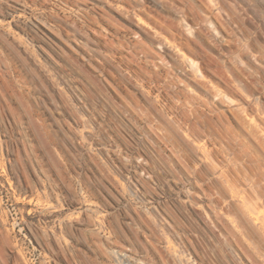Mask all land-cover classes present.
I'll list each match as a JSON object with an SVG mask.
<instances>
[{
    "label": "rangeland",
    "instance_id": "obj_1",
    "mask_svg": "<svg viewBox=\"0 0 264 264\" xmlns=\"http://www.w3.org/2000/svg\"><path fill=\"white\" fill-rule=\"evenodd\" d=\"M120 254L264 264V0H0V264Z\"/></svg>",
    "mask_w": 264,
    "mask_h": 264
},
{
    "label": "bare ground",
    "instance_id": "obj_2",
    "mask_svg": "<svg viewBox=\"0 0 264 264\" xmlns=\"http://www.w3.org/2000/svg\"><path fill=\"white\" fill-rule=\"evenodd\" d=\"M155 41H156V43L159 42V44H160V42H161V40H155ZM122 256H123V257H122ZM125 256H127V255H126V254H124V255L120 254V256H117V258H119V259L121 260V263H122V264H125V263L128 264V262H129L128 259H127V260H122V258H125ZM119 259H118V261H120Z\"/></svg>",
    "mask_w": 264,
    "mask_h": 264
}]
</instances>
